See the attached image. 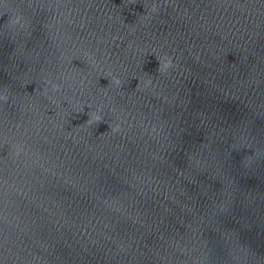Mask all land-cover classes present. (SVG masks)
Masks as SVG:
<instances>
[{"label": "water", "instance_id": "95a60500", "mask_svg": "<svg viewBox=\"0 0 264 264\" xmlns=\"http://www.w3.org/2000/svg\"><path fill=\"white\" fill-rule=\"evenodd\" d=\"M0 95V264H264V0H0Z\"/></svg>", "mask_w": 264, "mask_h": 264}, {"label": "clouds", "instance_id": "9594fccd", "mask_svg": "<svg viewBox=\"0 0 264 264\" xmlns=\"http://www.w3.org/2000/svg\"><path fill=\"white\" fill-rule=\"evenodd\" d=\"M155 10H156V6L153 5V11H155ZM18 19H19V17H17V20ZM14 23H15V21H14ZM158 60H159V71L160 72H165L173 66L172 58L167 56V55H164L162 57H158ZM90 63L96 64V61L90 60ZM151 83H152V81H151V79H149L144 86H147ZM110 85L121 86L122 81L119 77L112 76L111 80H110ZM59 87H60L59 85H53V90H58ZM7 99H8V97L6 95H0V101H7ZM77 111H83V108H79V109H77ZM88 117L89 118L87 120V123L89 125H91L93 123L101 122L103 120V116L99 112H89ZM111 130H112V132L119 131L120 130V124H115L114 126H112ZM21 150L22 149L18 148L17 152H19Z\"/></svg>", "mask_w": 264, "mask_h": 264}]
</instances>
